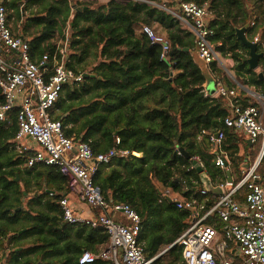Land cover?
<instances>
[{"label":"trees","instance_id":"1","mask_svg":"<svg viewBox=\"0 0 264 264\" xmlns=\"http://www.w3.org/2000/svg\"><path fill=\"white\" fill-rule=\"evenodd\" d=\"M148 1L177 5L170 0ZM182 1L208 2V27L214 32L211 41L217 52L233 59L235 79L241 85L264 91V79L249 68V49L236 34L245 28L252 41L257 29L246 0ZM2 3L9 12L8 23L15 17L20 24L16 35L27 41L32 60L52 56L55 33L64 40L67 32L65 65L83 78L63 86L51 117L61 122L64 134L75 143H89L94 154L113 148L130 153L99 165L93 183L109 204H128L140 216L139 241L147 259L171 246L186 227L184 215H176L178 211L159 202L158 186L196 198L207 209L216 195L200 194L204 179L221 182L226 174L214 165L205 138L198 136L202 131L222 130L223 148L235 168L243 159L239 144L245 145L224 126L229 114L225 99L204 94L205 78L191 55L193 35L165 10L135 0H74L79 10L72 9L71 0ZM144 25L165 34L167 60L161 59V45L138 32ZM260 35L257 50L264 54V29ZM209 70L227 87H234L215 62ZM17 130L16 110H12L0 121V238L13 243L14 264H79L83 252L95 254L106 245L107 234L100 227L63 221L59 201L69 193L67 180L55 166L25 167L32 153L17 152ZM194 158L202 168L189 170ZM258 172L264 176V155ZM235 198L241 201L243 192L238 191ZM207 223H216L221 230L215 217ZM181 260V248L173 246L153 264H181ZM92 264L113 263L98 259Z\"/></svg>","mask_w":264,"mask_h":264},{"label":"built area","instance_id":"2","mask_svg":"<svg viewBox=\"0 0 264 264\" xmlns=\"http://www.w3.org/2000/svg\"><path fill=\"white\" fill-rule=\"evenodd\" d=\"M135 1L153 4L147 0ZM170 1L177 5L174 8L166 5L158 7L172 15L193 35L198 55L208 68L214 62L223 66L216 44L211 41L214 32L208 27L211 13L208 2ZM8 14L7 8L0 2V91L3 96L0 121L16 110V150L20 154L32 153L24 166H55L67 180L69 193L93 211L87 217L78 216L67 197H62L59 205L63 221L100 227L107 234L106 245L95 254L83 252L79 264H92L98 259L110 260L113 264H153L173 246L181 248V264H264V176L258 172L264 155V94L240 84L228 88L216 79L214 96L223 97L229 108V114L223 120L224 126L247 136L253 144L259 143L258 157L234 180L225 179L217 184L220 192L215 203L207 209L205 203L196 198H184L170 188L162 187L159 202L183 212L186 227L171 246L147 259L139 241L142 230L140 216L128 204H109L93 183L99 165L108 164L114 158L127 157L130 153L113 148L94 154L89 143H75L73 138L64 134L61 122L51 117L50 112L63 86L78 83L83 78L65 65L67 32L52 56L43 55L38 60H32L27 41L14 34L9 26ZM138 31L152 44L161 45V59H168L169 44L163 34L147 25ZM258 42L259 38L255 36L253 43ZM262 73L264 75V66ZM243 94L253 98L256 105L242 106L240 98ZM198 138H205L214 165L226 172L230 159L222 144L224 132L202 131ZM115 141L116 144L120 142L118 138ZM194 162L189 170L202 168L198 158H194ZM238 191L243 192L241 201L235 198ZM200 194L205 195L206 189H202ZM210 217H215L222 224L221 230L216 223H207ZM230 244L235 245L234 249H230Z\"/></svg>","mask_w":264,"mask_h":264},{"label":"crops","instance_id":"3","mask_svg":"<svg viewBox=\"0 0 264 264\" xmlns=\"http://www.w3.org/2000/svg\"><path fill=\"white\" fill-rule=\"evenodd\" d=\"M0 2H2V0H0ZM9 26L12 27L13 28V32L15 34H17L15 28H19L20 24L19 23H16V24L15 23L14 24L13 23H10ZM260 33H261V30L258 31L257 33H254L253 34V38L255 36H257L259 38L261 36ZM58 36H59V34L58 33H55V36H54V38L52 40L53 42L56 43V45L60 41V39L58 40ZM245 37H246L247 40L250 39L247 36L246 33H245ZM253 38H252V41L251 42H253ZM256 52L257 53H262V52H259L258 50H256ZM263 56H264V54H263ZM263 56L258 59V67H257V69L253 70L257 74L262 73V68H263L264 65L262 63L261 64H259V63H260L261 59L263 58ZM234 66H235V64L232 61L230 63V67L233 68ZM215 79H217V78H215ZM227 81L231 85L234 86L232 88H235V87H237V85L240 84L235 79V75L234 74H233L232 77H230V76L228 77L227 76ZM243 86H245V85H243ZM225 87H227V86L225 85ZM245 87L246 88H249V89H251V90H253V91H255V92L259 93V94H264V91H263V89L261 87L247 86V85ZM203 90H204V88H203ZM204 94H205V92H204ZM205 96H207V95L205 94ZM208 97H210V96H208ZM240 104L242 106H246V105H256V101L253 98H251L250 96H248L247 94H243L241 96V98H240ZM233 133L236 134L240 138V140H243L244 143H245V145H242L241 143L239 144V153L238 154L243 158L241 164L238 166V168H235V165L231 162V160H229V164H228V167H227L226 172H225L226 179H227V173H229L230 176H231V179L234 180L235 178H237L240 175V172H241L242 169H244L246 167H249L257 159V157H258L257 154H258V150H259V146L260 145H259V143H254V144L251 143V141L249 140V138L247 136H244V135L239 134V133H236V132H233ZM254 153H256V156L257 157H256V159L251 160V155L253 156ZM137 156H139V154H137ZM229 159H230V157H229ZM218 183L219 182H214L213 183V182H211L206 177L204 179V187L203 188H205L206 191L212 192L214 195H217L220 192L219 191V188L217 186ZM158 187L161 190L162 187L160 185ZM176 194L177 195H180L178 193H176ZM32 195H33V193L30 192L28 194L29 198H31ZM66 197H67V199L69 201V205L72 207V209H73V211L75 212L76 215L81 216V217H87L88 215H90V214L93 213V211L86 204L79 202L75 198V196H72L70 193H68V195ZM27 202H28V206H31L32 203H33V202H31L30 199H28ZM176 215L181 216V215H184V213L183 212H177ZM12 246H13V243L8 244V240L7 239L0 238V264H14V252H15V248H13ZM234 247H235L234 244H230V249L231 250L234 249Z\"/></svg>","mask_w":264,"mask_h":264},{"label":"water","instance_id":"4","mask_svg":"<svg viewBox=\"0 0 264 264\" xmlns=\"http://www.w3.org/2000/svg\"><path fill=\"white\" fill-rule=\"evenodd\" d=\"M22 4V3H21ZM72 9L75 10L77 7L74 3V0L71 1ZM80 8H77L79 10ZM236 34L238 39L241 41V43L246 46L249 49V58L247 59L249 68L251 70H255L258 67V59L263 56L262 53H257V44L249 41L245 37V28L236 30ZM191 55L193 57V60L195 64L199 67L202 75L205 78V82L203 83L204 92L207 96H214L216 93V79L209 71L208 65L204 62L203 59H201L198 55V50L196 47H194V50L191 52ZM258 76L260 78H264L262 73H259ZM183 153V150H181ZM185 156L186 154L183 153ZM187 157V156H186ZM195 163V162H194ZM201 170V169H200ZM231 176L229 173H227V181H230ZM191 212H194L193 210Z\"/></svg>","mask_w":264,"mask_h":264},{"label":"rangeland","instance_id":"5","mask_svg":"<svg viewBox=\"0 0 264 264\" xmlns=\"http://www.w3.org/2000/svg\"><path fill=\"white\" fill-rule=\"evenodd\" d=\"M88 1H93L95 3H104L107 0H88ZM164 2L165 1H162V2H159V3H157V2H152V3H153V5L158 7V6H161ZM246 3L248 4V6H249V8H250V10L252 12L253 20L255 21L256 26H257V29L255 30V33H257L258 31L264 29V13H263L264 2L262 0H246ZM14 22L16 24L15 17H14V21L12 23L14 24ZM152 27L156 28L155 26H152ZM161 34H163L165 36L164 33H161ZM58 40H59V36H58ZM249 41H251V40L249 39ZM219 59L223 63V66L217 65V63H216V66L223 71V73L225 74L226 78H227V76L228 77L229 76L232 77L233 74H234V70H233L234 67L231 68L230 67V63L233 61V59H231L230 57H223L220 54H219ZM233 63L235 64L234 61H233ZM29 142L34 145V142H32L31 140H29ZM257 156H258V154H257ZM257 156H256V153H254L253 156L251 155V160L256 159Z\"/></svg>","mask_w":264,"mask_h":264}]
</instances>
